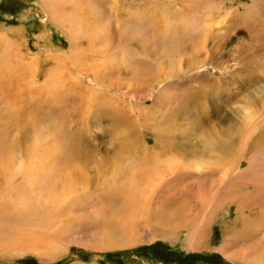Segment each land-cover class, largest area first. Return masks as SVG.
I'll return each mask as SVG.
<instances>
[{
    "label": "rangeland",
    "instance_id": "obj_1",
    "mask_svg": "<svg viewBox=\"0 0 264 264\" xmlns=\"http://www.w3.org/2000/svg\"><path fill=\"white\" fill-rule=\"evenodd\" d=\"M66 1L0 0V264H264V0Z\"/></svg>",
    "mask_w": 264,
    "mask_h": 264
},
{
    "label": "bare ground",
    "instance_id": "obj_2",
    "mask_svg": "<svg viewBox=\"0 0 264 264\" xmlns=\"http://www.w3.org/2000/svg\"><path fill=\"white\" fill-rule=\"evenodd\" d=\"M62 1H64V0H62ZM59 2H60V0H44V4L46 5V7L48 6V7H53V9L54 10H49V12H51V13H53V14H56L57 15V18H58V21H60V22H63V19H68L69 18V14L70 13H68V12H65V10H61L60 11V9L59 8H57V7H59ZM65 2H67L66 0H65ZM61 4H63V3H61ZM56 7V8H55ZM52 9V8H51ZM57 9V10H56ZM182 97V96H181ZM184 98H183V102H185V103H187V102H189L190 101V99H191V97L189 98L187 95H184L183 96ZM248 101V100H247ZM251 101V100H250ZM263 102V101H262ZM229 119L227 118L226 119V122L227 123H231V121L229 122L228 121ZM249 120V119H248ZM226 123V124H227ZM228 129L226 130V132L228 133V131H231V130H234L235 131V129H234V126H233V124H231V125H229L228 127H227ZM232 132V131H231ZM230 133V132H229ZM236 140V139H235ZM227 142V141H226ZM226 142H224V141H220L219 139H217V138H214V141H213V143H215L216 145H215V148L216 149H219V150H221L223 153L224 152H226V150L228 149V146H227V144H226ZM231 150V149H230ZM236 153V152H235ZM225 155L227 156V153H225ZM224 156V155H223ZM225 158V157H224ZM223 158V159H224ZM227 161V160H226ZM226 164L228 165V170L226 171L225 170V174H224V176H223V178L229 173V171H230V169H231V162H226ZM52 189V188H51ZM133 194H131V196H132ZM130 196V197H131ZM128 197V196H127ZM130 197H128L129 198V200H130ZM135 198V197H134ZM210 197H208V198H204L203 199V201H202V203H201V210H199V215H197L196 217H195V215L193 216V218L192 219H189V218H184V221H183V223H181V225L182 226H184V227H186L187 225H193V227L195 226V224L197 223V220H198V218L200 217V213H201V211H203L204 210V208L206 207V205H207V203H208V200H210L209 199ZM126 199V198H125ZM124 199V200H125ZM123 201V200H122ZM128 201V200H127ZM124 202V201H123ZM126 202V201H125ZM109 204V203H108ZM111 205H114V204H111ZM151 206H152V198H147V200L145 199V200H143V205H138L137 206V200L136 201H133V203H129V202H127V203H124V204H122L121 203V206H119V209L117 210V208H116V210L118 211V214H119V217L118 218H116L117 217V215H116V219H117V222L114 224V226H112L110 229H109V227H108V229L110 230V232H111V234H113V235H111L112 237H113V241L112 242H114V241H118V242H124L123 241V238H121L120 237V234H119V232L117 231V230H120V231H122L123 230V226L125 227V225H123V226H121L120 225V222H118L119 220H120V217H122V216H127L128 218H130L131 220H130V222L131 221H136V220H138V218H145V219H150V216H151ZM109 207V206H108ZM161 207V206H160ZM171 207V206H170ZM175 207V206H174ZM217 208V207H216ZM107 210H108V208H107ZM213 210H215V206H214V209ZM117 211H116V213H117ZM6 212V211H5ZM108 213H110L109 211H107ZM113 212L115 213V211L113 210ZM113 212H111V213H113ZM217 212V211H216ZM113 213V214H114ZM213 213V212H212ZM113 214H111V215H113ZM175 214V213H174ZM108 215V214H107ZM113 216H115V214L113 215ZM113 216H111V218H113ZM173 216V215H172ZM212 216H214L213 214H212ZM212 216H211V218H212ZM210 217V216H209ZM129 221V220H128ZM139 221V220H138ZM141 221V220H140ZM137 222V221H136ZM135 222V223H136ZM207 223H209V220L206 222V224L205 225H207ZM135 225V224H134ZM104 226H106V224L104 225ZM107 227V226H106ZM106 227L104 228V229H106ZM117 230H116V229ZM107 230V229H106ZM108 230V231H109ZM106 233H107V231H105ZM109 233H107V235H108ZM115 235V236H114ZM201 230H200V234H198V238H197V240H196V243H201L202 242V237H201ZM195 243V244H196ZM122 244H124V243H122ZM202 244V243H201ZM119 244L118 243H116V244H114V245H112L111 247H113V246H118ZM200 246V245H199ZM119 247H120V245H119ZM256 251H251L249 254L251 255V256H253V258L256 260V258H258V256H257V254L255 253Z\"/></svg>",
    "mask_w": 264,
    "mask_h": 264
}]
</instances>
